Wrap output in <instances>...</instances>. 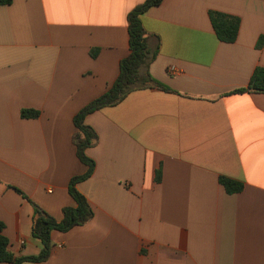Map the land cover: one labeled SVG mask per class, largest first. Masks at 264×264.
I'll list each match as a JSON object with an SVG mask.
<instances>
[{
    "label": "crops",
    "instance_id": "0c3cea01",
    "mask_svg": "<svg viewBox=\"0 0 264 264\" xmlns=\"http://www.w3.org/2000/svg\"><path fill=\"white\" fill-rule=\"evenodd\" d=\"M145 1L0 5V223L16 257L43 249L30 201L58 222L76 207L69 183L88 166L74 117L118 78ZM211 11L240 18L235 42L217 38ZM141 20L149 74L173 92L135 90L86 117L95 170L76 188L94 215L22 264H264V93L230 94L264 68V0H163Z\"/></svg>",
    "mask_w": 264,
    "mask_h": 264
},
{
    "label": "trees",
    "instance_id": "16d2710c",
    "mask_svg": "<svg viewBox=\"0 0 264 264\" xmlns=\"http://www.w3.org/2000/svg\"><path fill=\"white\" fill-rule=\"evenodd\" d=\"M163 0H146L144 4L133 9L128 15V32L130 36V54L120 62V73L113 85L103 95L82 108L74 117V125L77 133L73 137L77 149L78 159L88 166L84 175L73 177L69 183V193L76 203V207H66L63 209V219L58 222L42 208L31 202L34 209L32 236L41 241L43 249L39 255L16 257L8 250L9 241L4 236V224L0 223V263L22 264L23 262H44L50 256L51 233L53 231L69 232L74 227L87 224L93 217V210L84 195L76 188L77 184L87 180L95 170V162L86 155V150L97 140L95 131L85 124V119L89 114L107 107L116 106L121 103L131 92L146 88L155 87L165 92H173L168 87L162 85L152 78L148 71L149 61H152L156 52L152 53L148 45V35L142 25L141 16L148 9L158 6ZM12 0H0V5H9ZM209 17L217 38L224 43L236 41L240 18L211 11ZM98 51H92V56L96 57ZM145 68L144 76L141 74ZM264 93V68H257L253 73L249 85L246 88L231 92L230 94L243 93ZM22 118H37L39 112L34 110H23ZM160 179V172H157ZM220 184L229 194L240 193L244 189V184L227 177L219 178ZM17 190V189H16ZM24 198L26 196L17 190ZM27 199V198H26Z\"/></svg>",
    "mask_w": 264,
    "mask_h": 264
}]
</instances>
